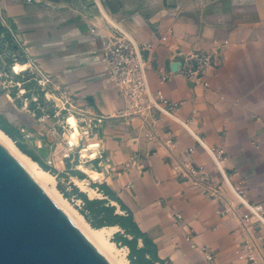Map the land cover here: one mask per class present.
<instances>
[{"label": "crops", "instance_id": "1", "mask_svg": "<svg viewBox=\"0 0 264 264\" xmlns=\"http://www.w3.org/2000/svg\"><path fill=\"white\" fill-rule=\"evenodd\" d=\"M3 1L15 30L5 32L15 35L20 57L38 62L51 75L54 95L74 96L80 121L102 118L90 140L100 143L103 155L96 149L94 158L83 159L81 152L88 148L77 153L67 147L62 163L84 162L97 170L99 179L77 168L101 182H95L101 199H108L103 186L124 204L122 211L109 199L118 213L133 214L166 264H246L239 254L245 235L264 257V225L258 227L263 240L255 243L239 217L249 213L247 205H260L264 212V0H104L108 20L139 43L156 42L148 54L150 87L181 104L173 115L154 110L145 119L124 113V100L107 82L101 49L111 32L105 20L90 16L97 10L95 0ZM196 50L211 54L217 64L209 90L193 87L173 71ZM161 75L170 78L163 81ZM42 116L37 130L23 129L30 135L26 143L62 171L55 161L65 132L60 121H42ZM189 150L220 183L223 204L176 174ZM232 189L243 191L247 205ZM232 205L239 207L238 216L224 213ZM202 246L210 247L213 262Z\"/></svg>", "mask_w": 264, "mask_h": 264}, {"label": "built area", "instance_id": "2", "mask_svg": "<svg viewBox=\"0 0 264 264\" xmlns=\"http://www.w3.org/2000/svg\"><path fill=\"white\" fill-rule=\"evenodd\" d=\"M31 1L32 0H28V2ZM104 22L111 32L110 36L103 37L102 39L101 52L103 54V62L106 70L105 77L110 87L116 90L119 96L124 100L126 107L123 112L129 116H137L144 119L154 110L166 111L171 115L175 114L181 104L168 99L162 91H154L150 87L148 79V54L155 48L156 42L149 41L146 43H139L117 22L113 23L107 18ZM3 25L5 24L3 23ZM7 31H10L9 27ZM99 35L101 34L99 33ZM1 37L4 39L7 38V32H2ZM162 40H165V38H162ZM19 60L20 57L18 55L15 57V62H19ZM24 63H30L33 73L37 76L36 80L39 87L46 90L45 96L47 97L49 92L51 95H54L55 89L52 88L51 75L46 72L38 62L26 61ZM216 65L217 64L211 54L203 50H196L188 53L184 59L178 63L177 70L173 71L186 79L193 85V87L202 90H209L211 70ZM22 71L25 72L28 70ZM169 78L168 75H161L163 81H166ZM53 97L55 99H61L65 106L63 108H58L55 104V99L52 100L47 98V101L51 102V107L45 109L42 104L41 108H38L43 114L40 120L44 121L51 116L56 118L60 116L61 112H67L68 115L63 118L60 124L62 131L65 132L66 135L68 132L67 128L71 130L69 124L70 116H74V111L76 110L75 98L68 91H63L59 96L56 97L55 95ZM95 120V122H84L85 124L82 125L85 136H92L94 133H97L99 125L102 123V118H97ZM24 131L25 130H22L26 137L30 138L29 133ZM88 132L91 134H88ZM66 144L67 147L71 149L70 144ZM79 145L76 146V148H78ZM96 149H99L98 153L102 156L103 151L100 150V143L97 144ZM191 151L192 150H189L185 155V158L175 166L176 174L178 177L190 181L193 186L202 189L208 197L213 200H218L223 204L221 200L222 194L220 183L213 180L211 173L208 172L204 166H199L193 161L190 156ZM221 153V151L216 152L214 157L216 158L217 156H220ZM215 161L217 168L221 174L224 175V171L217 159H215ZM48 164L52 165L53 161L48 160ZM110 170L111 165L108 166L106 172L109 173ZM232 191L238 201L247 205L243 199V191L235 189H232ZM247 206L249 208V213L239 216L241 226L255 243H259L263 240V236L260 235L258 230V227L261 228L264 225L263 207L257 204ZM238 208L237 205H232L229 209L227 208L224 213L238 216ZM181 219V215L176 216V221L178 223L181 222ZM254 220H256V222H254ZM255 247L258 251L257 254L254 252L252 243L245 235V242L241 246L239 254H241L242 257H246V264H260V260L262 261V264H264V257L261 256L258 246L255 245ZM200 250L208 261L213 262L215 260L209 246H202L200 247Z\"/></svg>", "mask_w": 264, "mask_h": 264}, {"label": "water", "instance_id": "3", "mask_svg": "<svg viewBox=\"0 0 264 264\" xmlns=\"http://www.w3.org/2000/svg\"><path fill=\"white\" fill-rule=\"evenodd\" d=\"M0 264H110L1 143Z\"/></svg>", "mask_w": 264, "mask_h": 264}, {"label": "rangeland", "instance_id": "4", "mask_svg": "<svg viewBox=\"0 0 264 264\" xmlns=\"http://www.w3.org/2000/svg\"><path fill=\"white\" fill-rule=\"evenodd\" d=\"M95 1L97 10L90 16L96 17V20L98 21L104 19L106 21V17H109V12L105 8L106 3L104 4V0L103 3H101L100 0ZM4 5V1L0 0V26L4 28V30L0 32V115L3 116L9 123L11 121L13 122L12 124H17L18 127H14L17 130L14 142L20 148V150L30 155L33 159L39 160L41 162L39 163L40 167L43 168L44 165L47 168V171H49L55 177L57 189L66 199L69 200L74 209H76L85 218V220L90 224L91 227L98 228V218L101 219L103 216L96 218L94 213L84 203L82 196L84 195L91 200L101 198H91L88 193H86L78 185H76L73 178L77 177L79 179H89L90 185L94 189H97L98 187L96 183L99 184L101 182L89 178L85 173L77 169L76 164H72L70 162L66 163V161L63 163L61 162L65 160H63V153H70V151L66 150V143L69 144L74 141L75 137L78 136L77 131L71 128V130H73L71 140H67L64 137L65 141H63L64 139L62 138V140H58L57 142L59 144L62 143V145H60L59 150L56 153L57 160L55 161V165L57 164V167L63 169L62 171H58L57 169H55L54 164H48V160L45 159L44 161L39 157V155L34 151L32 143H26L30 138H23V135L21 133L23 129H30L31 132H34L35 130H37L39 125L42 124L37 121V119H39L42 115V111L38 108H41L42 104L44 105L45 109L47 107H51V102L47 100H53V96L55 95H51L49 92L47 94V97L45 96L46 90H43L41 87H39V84L36 80L37 76L33 73L32 69L25 72L21 71L20 66L22 65V63L26 62V60L20 57L18 47L16 46L17 42L14 38L15 35L9 36V33L7 32V38L4 39L3 37H1L2 32H5V29L8 30V27L10 28V34L15 31L13 29L12 23H10L8 10ZM3 23L5 25H3ZM18 55L20 57V60L19 62H15V57ZM75 114L76 112L74 111V116L78 118V116ZM67 115V112H61L60 116L56 118L51 116L50 118L46 119V121L51 120L52 123L56 124L57 121L61 122ZM71 122H73V119H69V124H71ZM78 122L79 124L74 123V126H82L83 124H85L84 121H80L79 118ZM67 130L68 132L66 133V135L71 132L69 128H67ZM73 143L75 144V142ZM93 143L94 142H90V144ZM79 144L80 145L78 148L73 147L76 148L75 151L77 153L83 147L87 146L89 144V141L82 140ZM80 173L84 174V177H80ZM118 232L119 231H115L109 238L116 244L118 248L125 249L126 256L129 260L130 250L128 247L123 246L121 243L117 242Z\"/></svg>", "mask_w": 264, "mask_h": 264}, {"label": "bare ground", "instance_id": "5", "mask_svg": "<svg viewBox=\"0 0 264 264\" xmlns=\"http://www.w3.org/2000/svg\"><path fill=\"white\" fill-rule=\"evenodd\" d=\"M22 70L31 69L30 63H23L21 66ZM53 99H55L53 97ZM55 104L58 108H63L65 105L63 101L56 98ZM73 119L70 126L75 129L78 136L75 137V144L69 143L71 148L79 145L80 141L88 140L89 144L85 146L89 149L88 152H81L83 159L94 158L96 155L97 142L90 140L91 136L84 135V129L79 124L76 116H70ZM72 132L66 135L67 140H71ZM88 134H91L88 132ZM73 140V139H72ZM90 142H94L90 144ZM0 143L1 145L12 155V157L23 167V169L32 177V179L37 183V185L45 192V194L67 215V217L72 221V223L85 235V237L92 243V245L100 252V254L110 263V264H130L125 249H120L116 246L114 242L110 240V236L115 232L120 230L118 226L103 227L95 229L90 226V224L85 220V218L71 205L68 199H66L62 193L56 187V179L49 172L44 170L40 165L34 161L27 154L22 152L15 142L0 128ZM83 147V148H85ZM82 148V149H83ZM77 168L84 170L92 178H98L97 170L90 168L85 163L77 165ZM77 185L82 189L89 192L91 197L102 198L100 193H97L94 188L90 186L89 179H79L74 177ZM99 179V178H98Z\"/></svg>", "mask_w": 264, "mask_h": 264}, {"label": "trees", "instance_id": "6", "mask_svg": "<svg viewBox=\"0 0 264 264\" xmlns=\"http://www.w3.org/2000/svg\"><path fill=\"white\" fill-rule=\"evenodd\" d=\"M2 30L4 28L0 26V32ZM0 128L14 141L17 130L1 115ZM28 156L31 157L30 155ZM33 160L38 164L41 163L37 159ZM43 169L47 171L44 165ZM80 177H84V174L80 173ZM101 189L104 190V195L108 199L91 200L84 195L82 196L84 203L94 213L96 218L103 216L101 219L98 218V228L95 229L118 226L120 231L117 233V242L129 248L130 264H166L158 257L157 245L139 229L133 214L130 212L126 214L118 213L116 206L112 205L109 199L118 202L121 205L122 211L126 210L124 204L111 191H108L106 187L102 186ZM140 241L143 243L142 246L139 245Z\"/></svg>", "mask_w": 264, "mask_h": 264}]
</instances>
